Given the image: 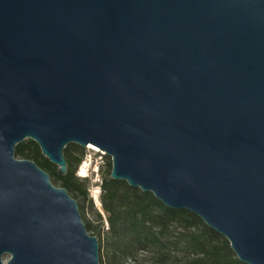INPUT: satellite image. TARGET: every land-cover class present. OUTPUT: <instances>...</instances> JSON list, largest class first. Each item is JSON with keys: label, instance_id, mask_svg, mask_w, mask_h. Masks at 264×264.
<instances>
[{"label": "water", "instance_id": "obj_1", "mask_svg": "<svg viewBox=\"0 0 264 264\" xmlns=\"http://www.w3.org/2000/svg\"><path fill=\"white\" fill-rule=\"evenodd\" d=\"M26 139L60 176L98 147L264 264V0H0V264H99Z\"/></svg>", "mask_w": 264, "mask_h": 264}, {"label": "trees", "instance_id": "obj_2", "mask_svg": "<svg viewBox=\"0 0 264 264\" xmlns=\"http://www.w3.org/2000/svg\"><path fill=\"white\" fill-rule=\"evenodd\" d=\"M14 154L33 160L60 187L66 188L72 198L81 200L77 204L86 229L98 240L99 264H103V249L106 250V264L136 258L137 253L143 255L146 264H246L236 257L227 239L196 214L167 207L151 192L111 178L109 157L105 171H101L99 185V200L108 223L102 238L101 228L92 225L84 216L85 204L92 206L86 178L75 175L83 159L82 146L70 143L64 148L67 171L62 176L31 139L17 144ZM97 216L100 218L99 214Z\"/></svg>", "mask_w": 264, "mask_h": 264}, {"label": "rangeland", "instance_id": "obj_3", "mask_svg": "<svg viewBox=\"0 0 264 264\" xmlns=\"http://www.w3.org/2000/svg\"><path fill=\"white\" fill-rule=\"evenodd\" d=\"M15 157L19 158L17 156ZM108 157L110 159V156L105 154V152L98 147H96V149H91L88 146H85L83 147V159L75 171L77 177L86 178L88 196L92 199V206L87 203L85 204L84 216L92 223V225L101 228L102 238L103 233L108 229V223L106 221V213L103 211L99 200V185L101 183V171H105ZM50 180L54 185L59 186V183L56 182L54 178L51 177ZM95 196L98 197V204L95 201ZM77 202L80 203L81 200L77 199ZM97 214L100 215V218H98ZM101 253L103 264H106V250L103 249ZM145 258L147 259V257ZM117 264H146V261H144V257L141 253H137L136 258H125Z\"/></svg>", "mask_w": 264, "mask_h": 264}, {"label": "bare ground", "instance_id": "obj_4", "mask_svg": "<svg viewBox=\"0 0 264 264\" xmlns=\"http://www.w3.org/2000/svg\"><path fill=\"white\" fill-rule=\"evenodd\" d=\"M88 147L91 148V149H96V147H95L94 145H90V144H89ZM95 195H97V194H95ZM94 198H95L96 203L98 204V203H99V202H98L99 200L97 199L98 197L95 196Z\"/></svg>", "mask_w": 264, "mask_h": 264}]
</instances>
